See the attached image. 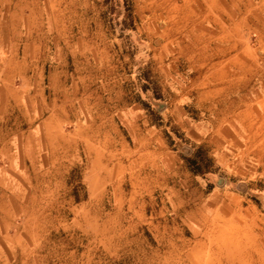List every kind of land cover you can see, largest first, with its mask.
<instances>
[{"label":"rangeland","instance_id":"rangeland-1","mask_svg":"<svg viewBox=\"0 0 264 264\" xmlns=\"http://www.w3.org/2000/svg\"><path fill=\"white\" fill-rule=\"evenodd\" d=\"M70 4L88 32L105 34L104 63L89 70L124 68L131 55L132 70L145 75L144 15L133 0ZM3 33L16 31L0 28V41L8 40ZM17 52L18 45L0 43V264H264L263 165L251 160L233 172L198 151L187 162L203 179L201 206L171 199L166 188L140 189L129 167L115 166L105 141L87 140V121L100 111L97 83L68 94L73 109L61 108L66 71L76 75L82 64L20 60ZM55 65L64 75L51 93ZM140 101L153 113L148 97ZM163 132L173 146L176 128Z\"/></svg>","mask_w":264,"mask_h":264},{"label":"crops","instance_id":"crops-1","mask_svg":"<svg viewBox=\"0 0 264 264\" xmlns=\"http://www.w3.org/2000/svg\"><path fill=\"white\" fill-rule=\"evenodd\" d=\"M133 1L134 12L144 15V76L132 70L131 55L128 72L122 65L111 72L88 69L104 63L105 34L95 36L88 21L74 19L72 0H0V28L16 31L3 33L8 40L0 43L18 45L20 60L81 63L76 75L66 71L61 108L73 109L68 94L79 87L85 94L97 83L100 111L87 121V140L105 141L115 166L129 167L138 188H166L171 199L201 206L203 179L187 162L198 151L233 172L251 160L264 167V0ZM62 75L55 65L51 93L59 92ZM57 107L55 101L51 119ZM168 126L179 133L173 146L163 132Z\"/></svg>","mask_w":264,"mask_h":264}]
</instances>
